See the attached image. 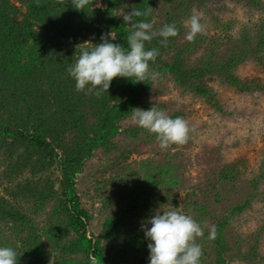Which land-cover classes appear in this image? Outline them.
Instances as JSON below:
<instances>
[{
	"label": "trees",
	"instance_id": "obj_1",
	"mask_svg": "<svg viewBox=\"0 0 264 264\" xmlns=\"http://www.w3.org/2000/svg\"><path fill=\"white\" fill-rule=\"evenodd\" d=\"M149 6L151 14L133 22L178 29L167 47L162 37L145 42L159 50L149 62L157 78L117 77L99 97L87 87L78 92L67 69L81 49L110 33L126 48L132 28L121 15ZM233 6L243 17L222 20ZM193 14L205 31L188 42L184 22ZM248 65L264 71V0H93L84 11L70 0H0V247L13 248L18 264H150L142 224L175 208L216 226L215 239L208 228L197 238L200 264H264V157L251 167L218 149L195 176L187 145L161 149L155 134L121 129L134 108L185 120L190 112L178 102L186 98L218 120L231 118L222 89L264 96V79L242 74ZM164 94L171 97L160 100ZM231 136L230 146L243 144ZM97 149L103 161L85 183L101 185L104 197L100 232L90 234L76 176Z\"/></svg>",
	"mask_w": 264,
	"mask_h": 264
},
{
	"label": "clouds",
	"instance_id": "obj_2",
	"mask_svg": "<svg viewBox=\"0 0 264 264\" xmlns=\"http://www.w3.org/2000/svg\"><path fill=\"white\" fill-rule=\"evenodd\" d=\"M63 2V0H59ZM71 5L78 11L90 5L93 0H70ZM39 5V0H36ZM152 8L141 11L132 8L121 15L125 23H131L132 31L127 36V47L110 42L115 41L112 33L101 36L99 44L91 48L84 47L75 62L67 69L68 74L75 80V88L87 92H95L99 97L107 92L114 78L123 77L135 82H144L146 79L155 80L158 73L151 72L149 62H154L159 55V50L153 48L146 50L145 42H150L155 37H162L161 45L167 47L168 38L178 35L176 25L164 24L159 30H153L152 23L140 20L133 22L134 17H147ZM188 29L185 39L193 42L198 34L205 29L197 14L190 16L184 22ZM131 121L134 125L155 134L161 149L171 145H183L189 138L190 128L188 122L181 117L172 118L164 111L151 107L148 110L134 108ZM162 213V214H161ZM150 225V227H148ZM142 228L145 237L150 241L148 249L150 264H200L203 255L202 247L197 238L204 236V229H209L208 239H215L217 229L215 225L203 226L191 215L184 214L175 208L158 209L155 214L147 219ZM0 264H18L17 253L11 247H0ZM91 264H97L91 258Z\"/></svg>",
	"mask_w": 264,
	"mask_h": 264
},
{
	"label": "rangeland",
	"instance_id": "obj_3",
	"mask_svg": "<svg viewBox=\"0 0 264 264\" xmlns=\"http://www.w3.org/2000/svg\"><path fill=\"white\" fill-rule=\"evenodd\" d=\"M234 13H222L220 17L224 19H235V14L239 19L243 17V9L233 6ZM261 12V11H260ZM236 20V19H235ZM214 28L209 27L210 33ZM213 33V32H212ZM243 75H255L264 79V71L254 70L250 65L241 70ZM221 100L227 104V108L234 111L227 120H218L210 107L200 103H190L189 99L179 100L178 105L185 106L189 111L188 122L190 130H198L197 138L193 135L189 136L187 142L182 146V151L188 157L189 169L191 175L197 176L200 167L206 166L204 159L209 155L216 156L220 152L228 149L229 160L243 159L251 167L258 161L260 157H264V96L249 94H241L239 92L222 89ZM171 94L159 95V99L167 100ZM133 124L131 118H127L121 122V129L124 126ZM230 131V133H229ZM241 135L240 140L243 144L239 147H232L228 143L232 139V134ZM246 139V140H245ZM190 142V143H189ZM217 153L215 150H218ZM143 151H148V147H144ZM137 155H133L136 158ZM103 161V156L99 149L94 150L92 156L87 159L84 172L79 173L77 178V193L80 196L81 204L91 213L89 226L90 234H98L100 232L99 207L102 197H104V188L101 185L87 184V177L90 175L96 165Z\"/></svg>",
	"mask_w": 264,
	"mask_h": 264
}]
</instances>
